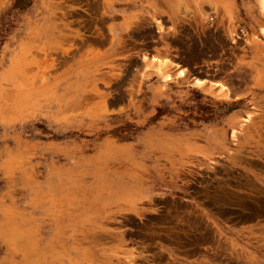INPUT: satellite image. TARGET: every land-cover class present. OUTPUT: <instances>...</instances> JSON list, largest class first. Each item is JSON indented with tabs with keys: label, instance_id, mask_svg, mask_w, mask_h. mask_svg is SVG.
<instances>
[{
	"label": "rangeland",
	"instance_id": "rangeland-1",
	"mask_svg": "<svg viewBox=\"0 0 264 264\" xmlns=\"http://www.w3.org/2000/svg\"><path fill=\"white\" fill-rule=\"evenodd\" d=\"M0 264H264V0H0Z\"/></svg>",
	"mask_w": 264,
	"mask_h": 264
},
{
	"label": "trees",
	"instance_id": "trees-1",
	"mask_svg": "<svg viewBox=\"0 0 264 264\" xmlns=\"http://www.w3.org/2000/svg\"><path fill=\"white\" fill-rule=\"evenodd\" d=\"M128 135L121 134V137H127Z\"/></svg>",
	"mask_w": 264,
	"mask_h": 264
},
{
	"label": "bare ground",
	"instance_id": "bare-ground-1",
	"mask_svg": "<svg viewBox=\"0 0 264 264\" xmlns=\"http://www.w3.org/2000/svg\"><path fill=\"white\" fill-rule=\"evenodd\" d=\"M200 82V81H199Z\"/></svg>",
	"mask_w": 264,
	"mask_h": 264
}]
</instances>
